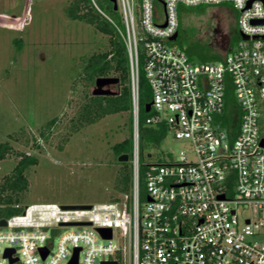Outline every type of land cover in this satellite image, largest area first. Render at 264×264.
I'll use <instances>...</instances> for the list:
<instances>
[{"label": "built area", "instance_id": "obj_1", "mask_svg": "<svg viewBox=\"0 0 264 264\" xmlns=\"http://www.w3.org/2000/svg\"><path fill=\"white\" fill-rule=\"evenodd\" d=\"M228 1L240 11V39L221 60L193 63L168 44L179 29V3ZM117 3L131 65V190L90 208L26 205L0 226V264H69L78 248L79 264H264V0ZM140 42L152 91L146 123L165 125L185 147L176 160L147 164L144 199ZM241 205L250 215H240ZM98 228L111 229V238ZM8 249L17 262L5 257Z\"/></svg>", "mask_w": 264, "mask_h": 264}, {"label": "rangeland", "instance_id": "obj_2", "mask_svg": "<svg viewBox=\"0 0 264 264\" xmlns=\"http://www.w3.org/2000/svg\"><path fill=\"white\" fill-rule=\"evenodd\" d=\"M71 1L0 0V143L23 129L38 135L43 124L61 118L50 141L40 139L42 149L10 140L16 149L39 158L27 171L30 184L22 195L23 206L95 205L119 196L116 184L123 164L112 145L129 135L130 112L109 114L59 146L81 100L82 83L72 94L80 60L108 47L106 35L91 24L67 16L65 8ZM177 9L183 30L168 44L183 50L193 63L221 60L218 56L224 57L230 47V42H224L226 37L233 38L236 48L240 11L233 2L195 6L179 3ZM118 12L122 17L120 7ZM139 16L136 7L137 22ZM138 33L139 37L143 35L140 28ZM139 48L144 68L142 42ZM112 89L117 90L115 85ZM184 148L183 141L168 135L159 148L151 150L148 160H176ZM15 163L14 155L0 163V180ZM239 213L246 216L251 212L241 205Z\"/></svg>", "mask_w": 264, "mask_h": 264}, {"label": "trees", "instance_id": "obj_3", "mask_svg": "<svg viewBox=\"0 0 264 264\" xmlns=\"http://www.w3.org/2000/svg\"><path fill=\"white\" fill-rule=\"evenodd\" d=\"M65 12L69 18L91 24L97 31L106 35L108 37V47L106 50L95 51L83 56L80 60V70L74 78L72 94L74 95L77 90H80L78 84L82 83L81 100L75 114L69 119L67 130L62 134V142L59 146L62 147L63 143H66L73 134L82 128L100 121L109 114L130 112L129 135L122 141L112 145L116 157L129 154V160L122 161L123 165L116 184L119 195L129 193L133 174L134 117L132 113L131 65L124 38L126 29L123 18L109 0H72L66 6ZM106 15L112 18V21ZM182 30L183 25L179 19V34ZM232 41L228 52L233 49ZM218 58L223 57L218 56ZM142 62L140 59L139 140L140 172L143 185L145 170L150 162L148 156H152L151 150L153 148H159L163 144L169 133L165 125H149L146 123L147 117L152 114V111L147 112L145 109L146 104L152 101V91L141 65ZM99 77L118 78L119 82L115 85L117 88L115 93L94 95L91 87L96 84ZM231 99L234 100L232 94ZM60 120L61 118L58 116L43 124L38 129V135L23 129L19 133L9 134V140L0 143V163L8 156L14 155L16 158V163L11 171L0 180V220L23 212L25 206L21 204V199L30 184L27 171L32 165L39 162L37 156L16 149L11 141L24 143V145L35 149H42L43 144L40 139L43 140L42 142H49ZM141 192L144 199V185ZM118 197L114 196L112 199L117 200Z\"/></svg>", "mask_w": 264, "mask_h": 264}, {"label": "water", "instance_id": "obj_4", "mask_svg": "<svg viewBox=\"0 0 264 264\" xmlns=\"http://www.w3.org/2000/svg\"><path fill=\"white\" fill-rule=\"evenodd\" d=\"M115 9H118V3L117 0H109ZM179 32H176L171 39L175 40L178 38ZM247 38V37H246ZM119 82V79L116 77H99L96 80L95 87L93 89L94 95H106V94H113L115 93V90L112 89L113 85H117ZM152 102L146 104L145 109L147 112L151 110ZM119 161H128L129 160V154H123L118 157ZM223 197V196H222ZM63 208H90L91 205H62ZM70 224H78V223H70ZM7 221L5 218L0 220V226H6ZM98 230L103 234L104 237L111 238L112 236V230L111 229H105V228H98ZM79 248L76 249L75 256L72 258V260L69 262V264H79L78 261V253ZM13 249H8L5 253V257H8L10 260V263H15L18 261V258H12L11 254L13 253ZM42 252L44 253V257L47 254V249L43 248ZM102 264H118L116 261H103Z\"/></svg>", "mask_w": 264, "mask_h": 264}, {"label": "flooded vegetation", "instance_id": "obj_5", "mask_svg": "<svg viewBox=\"0 0 264 264\" xmlns=\"http://www.w3.org/2000/svg\"><path fill=\"white\" fill-rule=\"evenodd\" d=\"M232 39H233L232 37H231L230 39H229L228 37H226V38L224 39V42H226V43H227V42H230V43H231Z\"/></svg>", "mask_w": 264, "mask_h": 264}]
</instances>
